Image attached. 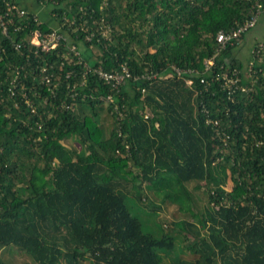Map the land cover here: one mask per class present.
I'll use <instances>...</instances> for the list:
<instances>
[{
	"label": "trees",
	"instance_id": "trees-1",
	"mask_svg": "<svg viewBox=\"0 0 264 264\" xmlns=\"http://www.w3.org/2000/svg\"><path fill=\"white\" fill-rule=\"evenodd\" d=\"M14 1L28 24L10 27L13 40L35 29L67 36L20 54L0 32V248L15 244L36 264H264V50L253 66L234 45L214 68L203 63L219 30L249 19L252 0ZM122 64L154 75L113 89L91 70ZM226 65L240 71L246 93L227 96L215 79ZM203 109L219 119L226 144ZM135 204L155 214L175 206L180 217L154 233ZM176 241L187 255L172 253Z\"/></svg>",
	"mask_w": 264,
	"mask_h": 264
},
{
	"label": "built area",
	"instance_id": "built-area-1",
	"mask_svg": "<svg viewBox=\"0 0 264 264\" xmlns=\"http://www.w3.org/2000/svg\"><path fill=\"white\" fill-rule=\"evenodd\" d=\"M262 13H264V0H252V12L248 20H246L241 25L230 28L229 30H219L215 35V39L218 44L216 52L215 54H213V56L204 60L203 63L205 69L207 70L215 67L214 58L227 45H238L242 34L256 25L258 18ZM25 16H27V10L17 4L16 1L1 0L0 32L2 35L6 36L7 39H10V46L15 51L20 52V54H23L24 52L23 47H27L28 50H32L34 53H37L38 50L45 52L55 49L61 41L66 40V37L58 31V28H53L50 32H41L40 30L35 29L32 30L29 35H26L23 40H13V38L9 36V29L10 27H13V30L15 31L24 29L28 22L24 23L21 20ZM33 16L34 20H36L38 17L36 14H34ZM16 21L17 23L15 24ZM89 38V36H86V39ZM66 46L70 51H73V53L80 58V55L75 50V46L73 44H66ZM263 50L264 42L259 43L256 49L252 50L251 54L253 59L250 61L251 66H253L256 60H260ZM5 53L6 46L0 41V59L5 56ZM77 61L79 62L80 60L78 59ZM251 66L249 67V71ZM171 68L172 70L177 72V74H181L182 72L193 73L190 69L183 71L176 66H171ZM226 68L227 69L222 70L221 73H217L215 79L219 80L221 87L226 89L227 96H232L236 91L246 93L248 91V88L245 86H241V78L239 76L240 71L235 67H230L229 65H226ZM91 70L99 79L109 84L113 89H118L119 86H121L127 79L145 81L149 80L151 76L154 75L153 73L149 72L140 75H132L127 66L124 64L120 66L119 70L114 72L105 71L100 67L93 68ZM69 74L70 72L66 76H69ZM40 78L42 83L47 86L48 91L55 95L56 92L54 90V87L57 85V83L52 82V74L46 71V67L40 68ZM14 80L15 78H13L10 83H12ZM187 82L188 84L191 83L190 80H188ZM201 82H204V80L201 79ZM19 86L22 96L25 97V85L21 81H19ZM8 90L11 96L15 94V89L13 86H8ZM108 100H110L109 95L105 97L104 102H108ZM30 107L32 110H34L32 108V105H30ZM203 110L206 113L205 122L213 127L216 134L219 135L223 142L226 144V138H228V135L219 128V119L210 117L208 115L209 112L207 109ZM258 143H264V140H259Z\"/></svg>",
	"mask_w": 264,
	"mask_h": 264
},
{
	"label": "rangeland",
	"instance_id": "rangeland-1",
	"mask_svg": "<svg viewBox=\"0 0 264 264\" xmlns=\"http://www.w3.org/2000/svg\"><path fill=\"white\" fill-rule=\"evenodd\" d=\"M22 1L24 2L27 1V4H30L29 3L30 0H21L20 2ZM263 39H264V13H262L259 16L256 25L244 34L239 44L233 47L232 53L246 62L248 58H250L252 55L251 50L255 45V43L262 42ZM92 50H94V52L96 51L94 47ZM106 123L109 124V118L106 119ZM69 142L70 145H74L76 148L78 147L75 139L71 138ZM188 186L192 187V183H190ZM231 186H232V182L229 180L227 184V189H231ZM195 197H196L197 209L203 210V207L206 205L207 202L206 196L200 190H196ZM135 209L138 210L140 217L143 220H145V224H146L145 229L146 230L148 229L149 231H152L154 233H160L162 231L159 227L166 219L170 221V220H176L178 217H180V215L176 212V207L171 205H161V210L159 211L158 214L148 212L147 208L144 207L142 204H138V205L135 204L134 210ZM172 253L187 255L186 253L181 251V246L180 244L177 245V241H176V247L174 248ZM0 258L4 261L5 264H23V263L36 264L33 258L25 250L21 249L19 246L15 244H9L1 247ZM59 264H65V263L61 261L59 262ZM82 264H90V262L84 261Z\"/></svg>",
	"mask_w": 264,
	"mask_h": 264
}]
</instances>
